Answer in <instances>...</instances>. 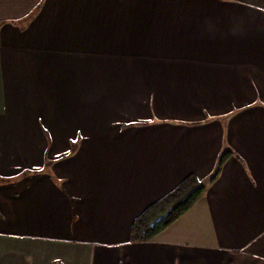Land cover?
<instances>
[{"label":"crops","instance_id":"1","mask_svg":"<svg viewBox=\"0 0 264 264\" xmlns=\"http://www.w3.org/2000/svg\"><path fill=\"white\" fill-rule=\"evenodd\" d=\"M0 264H264V0H0Z\"/></svg>","mask_w":264,"mask_h":264},{"label":"trees","instance_id":"2","mask_svg":"<svg viewBox=\"0 0 264 264\" xmlns=\"http://www.w3.org/2000/svg\"><path fill=\"white\" fill-rule=\"evenodd\" d=\"M225 150L218 158L213 174L208 182L214 181L222 164L229 156ZM206 188L205 182H200L193 175L187 176L168 195L149 205L131 224L129 239L132 241L153 240L164 228L187 211L200 198Z\"/></svg>","mask_w":264,"mask_h":264}]
</instances>
